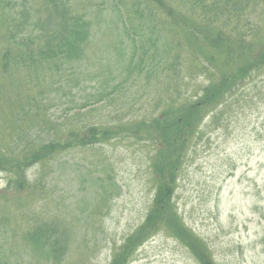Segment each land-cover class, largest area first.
<instances>
[{
  "label": "trees",
  "instance_id": "obj_1",
  "mask_svg": "<svg viewBox=\"0 0 264 264\" xmlns=\"http://www.w3.org/2000/svg\"><path fill=\"white\" fill-rule=\"evenodd\" d=\"M263 11L264 0H0V124L10 113L16 132L8 148L0 147V171L15 175L7 188L15 185L23 194L30 188L29 168L43 167L71 147L109 142L122 133L149 141L156 179L152 206L142 224L114 250L110 264H129L140 246L163 231L181 242L198 264H217L206 240L178 213L176 183L206 117L218 118V107L235 99L241 85L264 67ZM103 29L119 31L118 62L125 63L127 55L126 71L131 72L125 80L145 81L155 96L154 112L90 126L85 134L68 128L62 138L37 142L33 133L40 110L48 107L57 87L85 85L84 61L96 30ZM186 45L192 58L199 55L194 65L208 83L168 103L185 80L180 52ZM96 181L105 179L91 177L89 183ZM72 248L70 223L31 206L16 213L0 211V264H66Z\"/></svg>",
  "mask_w": 264,
  "mask_h": 264
},
{
  "label": "rangeland",
  "instance_id": "obj_2",
  "mask_svg": "<svg viewBox=\"0 0 264 264\" xmlns=\"http://www.w3.org/2000/svg\"><path fill=\"white\" fill-rule=\"evenodd\" d=\"M96 32L84 61L85 85L73 89L72 82L69 89L57 87L50 94L33 133L37 142L62 138L68 128L85 134L90 126L154 112L155 96H150L145 81L125 80L131 72L126 71L127 55L125 63L118 62L119 31ZM186 49L188 45L180 52L185 80L168 103L189 97L208 83L194 65L199 55L192 58ZM254 76L241 85L235 99L218 107V118L206 117L176 183L178 213L206 240L217 264H264V67ZM11 118L7 113L1 119L0 147L8 148L16 133ZM151 155L149 141L138 142L126 133L109 142L71 147L43 167L29 168L30 188L23 194L15 185L7 188L15 175L0 171V211L16 213L22 206H31L37 213L70 223L73 253L66 264H110L114 250L142 224L152 206L156 179ZM99 176L105 181L89 183ZM129 264L198 262L163 231L140 246Z\"/></svg>",
  "mask_w": 264,
  "mask_h": 264
}]
</instances>
